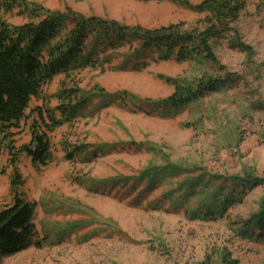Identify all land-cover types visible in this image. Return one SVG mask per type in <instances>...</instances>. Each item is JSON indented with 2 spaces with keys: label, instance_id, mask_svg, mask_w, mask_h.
<instances>
[{
  "label": "rangeland",
  "instance_id": "374dc122",
  "mask_svg": "<svg viewBox=\"0 0 264 264\" xmlns=\"http://www.w3.org/2000/svg\"><path fill=\"white\" fill-rule=\"evenodd\" d=\"M22 2L1 11L0 18L21 24L31 19L32 6L70 9L145 28L192 24L204 16L170 0ZM236 28L248 51L221 42L215 53L222 71L203 60L148 58L139 70L120 69L116 67L122 58L114 57L110 64L69 76L85 91L98 86L121 94L124 101L103 106L99 97L93 98L72 124L51 132L52 161L44 168L36 170L30 157L19 155L16 166L24 182L18 190L35 203L32 223L44 244L5 257L0 264H223L225 253L238 264H264V238L257 239L252 229L242 233V225L264 206V0H246ZM225 72L240 79L176 112L159 106L173 91L160 75L193 83ZM62 80L60 74L45 84L26 115L35 106L54 108ZM29 122L13 130L15 146L31 142ZM2 169L0 209L12 202V165L0 145ZM246 176L261 184L224 217L188 219L187 211L216 193H228L233 177Z\"/></svg>",
  "mask_w": 264,
  "mask_h": 264
},
{
  "label": "trees",
  "instance_id": "16d2710c",
  "mask_svg": "<svg viewBox=\"0 0 264 264\" xmlns=\"http://www.w3.org/2000/svg\"><path fill=\"white\" fill-rule=\"evenodd\" d=\"M170 1L204 16L192 24L180 21L145 28L96 15H82L70 9L62 12L32 6L28 9L31 19L21 24H9L0 18V145L12 165V202L0 209V263L5 257L30 247L41 248L44 244L32 223L35 203L21 197L18 190L24 182L16 166L19 155L25 153L30 157L36 170L44 168L52 161L51 132L63 123L72 124L93 98L99 97L103 106L124 101L121 94L106 92L98 86L85 91L69 76L86 68L110 64L114 57L122 58L116 68L131 70L145 67L146 58L176 62L203 60L218 65L215 47L223 41L248 51L238 39L236 28L246 0ZM23 5L22 0H0V14ZM218 67L221 71L225 69L221 64ZM60 74L64 80L54 94L59 103L54 108L35 106L26 115L32 99L38 98L43 86ZM159 77L173 86L172 93L162 99L159 106L175 112L207 94L232 87L240 79L228 72L222 77L202 76L193 83ZM27 119L30 121L31 142L17 147L13 130ZM85 147H78L77 151ZM71 152L66 153L68 159H73ZM0 172L4 173L5 169ZM128 178L123 177L124 181ZM259 184L261 180L256 177H233L234 186L228 193L221 196L214 193L186 215L190 220L222 218L229 208L239 204L249 190ZM248 229L256 232L257 239L264 238V206L242 225V233L247 234ZM223 264L238 263L225 253Z\"/></svg>",
  "mask_w": 264,
  "mask_h": 264
}]
</instances>
